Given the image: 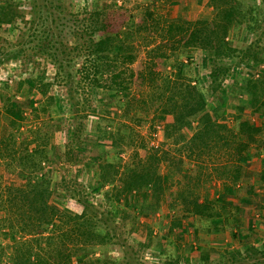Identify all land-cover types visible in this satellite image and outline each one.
Returning a JSON list of instances; mask_svg holds the SVG:
<instances>
[{"label": "trees", "instance_id": "16d2710c", "mask_svg": "<svg viewBox=\"0 0 264 264\" xmlns=\"http://www.w3.org/2000/svg\"><path fill=\"white\" fill-rule=\"evenodd\" d=\"M113 1L110 6H103L96 0V8H84L82 17L81 14L61 13L55 0L33 1L37 13L31 22L34 24L38 20L40 26L33 34V40L29 39L27 42L31 49H35L50 61L56 72L51 80L44 70L40 72L41 76L27 74L28 90L24 92V99L21 101L12 93L2 98V113L8 118V124H5L4 132L0 128V159L4 161L7 170H19L26 177L25 183L3 185L2 188L0 182V227L7 226L13 234L18 231L34 234L32 239L24 242L20 246L22 248L12 254L13 262L10 264H54L45 257L44 253L48 252H43L42 241L45 238L42 233L44 230L59 227L57 217H67L66 221L70 226L66 233H62V237L66 242L68 239L76 242L80 246L77 249L79 252L89 246L106 245L116 238H121L117 232L120 230L118 222L115 225L105 223L106 218L94 210L93 206L85 203L89 202L88 199H78L80 192L66 186L65 178L62 177L60 185L55 186L54 176L48 173L50 170H45L46 166L55 161L52 158L57 157V152L53 150L50 142V131L56 130L55 124H50L47 130L43 127L29 128V133L22 130L24 121L29 118L25 108L31 106L30 113L36 119L41 118V114L45 117L52 116L60 110L59 99L50 91L56 82L68 86L73 98L78 89L92 91L96 88L119 93L120 99H126L127 103L132 102L130 85L143 86L147 83L150 85L148 90L142 94V98H136L142 104L143 110L165 114L166 138L173 144L188 148L190 161L193 159L196 164L200 163L201 167H209L212 171L207 175L220 180L226 193L239 194L233 187L244 178L246 166L255 157L251 152L253 146L259 154H264V126L256 125L245 118L249 110L264 116V71L261 77L254 78L248 76V72L243 69L244 66L254 68L264 64V43L261 45L259 34L246 48L240 49L228 38L230 31L235 27H243L246 38L256 36L257 31L264 27L260 10L254 5L257 0H251L249 5L241 0H210L209 6L213 9V16L199 18L194 22L188 19L167 20V25L164 26H160L159 21L157 26L149 25L145 18L135 21L133 16H128L124 8L117 6L116 0ZM19 7L20 4L16 0H0V29L18 19L26 26L30 23ZM148 17L153 19V12L149 11ZM58 18L61 19L60 23H57ZM67 18L75 25L64 24ZM47 19L51 20L50 24L46 23ZM33 27L32 25L31 28ZM151 30L161 37V42L156 46L151 43L146 45V61L141 65L142 69H136L134 64L138 54L134 41L136 37ZM65 38H72L73 43L70 44V39L65 41ZM190 47L200 48L204 52L194 64L195 69L206 70L202 78L187 76L186 71L191 60H175L174 71L169 75L157 72L159 65L166 68L171 55ZM231 56H240L232 68L220 62ZM249 59L252 61L249 62ZM233 71L239 76L223 86L227 75ZM35 81L37 93L32 89V83ZM200 83L205 86V90L201 88ZM9 85L8 82L5 83L6 88H10ZM32 96H36L37 105L32 102ZM209 97L218 99V104L211 109L208 106ZM76 104L79 105L75 108L77 112L83 110L82 103L76 101L75 106ZM126 127L129 128L128 125ZM184 129H191L193 133L188 136ZM70 132L78 149L69 147L66 157L69 161L79 163L88 154L87 149L81 148L84 132L82 122ZM92 132L94 133L90 138L95 142L110 143L116 154L123 151L126 138L115 135L107 129V125L101 128L99 124H95ZM130 135L133 136V131L128 137ZM178 150L182 151L181 148ZM152 157L156 160H149L150 163L147 164L128 165L122 171L117 162H102L99 164L96 183L92 188L97 191L98 187L112 184V189L102 192L107 203L112 199L118 200L126 192H129L127 200L131 199L129 195L133 192H150L152 198H157L151 210L159 209L160 196L164 192L163 175L156 163L159 158L154 154ZM180 158L182 161L183 158ZM260 177L264 179V170ZM253 186L250 185L252 191ZM61 188L69 193L70 198L78 199L83 208L80 213L71 215L59 209V203L55 199L59 196L57 190L60 191ZM176 200L183 204L188 213L174 219L172 224V230L175 229L181 238L185 232L182 220L184 217L195 219L198 216L202 220H208L209 232L222 230L221 227L228 219L224 222L218 219L238 214L244 204L243 199L238 196L234 199L232 210L222 206L224 211H227H220L216 207V201L207 196L201 197L194 188L179 192ZM117 210L124 209L118 206L115 211ZM49 225H52V228H49ZM111 226L113 230H109ZM197 232L196 227L195 233ZM237 237L241 238L242 234L238 233ZM49 239L52 238H46L47 242ZM35 245H38V249ZM62 247L67 248L66 245ZM4 248L0 242V264L3 263L2 257L5 255ZM149 248V243L144 242L140 243L138 250H132L131 256L126 254L117 260L100 256L78 262L144 264L139 261V251H149ZM161 264H264V239L259 244L247 242L238 247L229 244L221 249H188L185 255L175 254L166 263Z\"/></svg>", "mask_w": 264, "mask_h": 264}, {"label": "rangeland", "instance_id": "374dc122", "mask_svg": "<svg viewBox=\"0 0 264 264\" xmlns=\"http://www.w3.org/2000/svg\"><path fill=\"white\" fill-rule=\"evenodd\" d=\"M16 1L20 4L19 8L22 13L26 15V20L30 23L26 26L22 20L18 19L13 24L5 25L0 29V128L2 132L5 131V124H8V118L2 113L4 111L2 109V98H6L9 93H12L16 95V99L20 96L19 100L21 101L24 99V92L28 90L26 84L27 74L33 73L36 76H41L39 74L44 70L51 80L56 72L50 61L44 55L37 53L35 49H31L30 44L27 42L29 39L33 40V34L40 26L38 20L34 24L31 22L36 16L35 13H37V8L33 6L34 0ZM35 1L40 2V0ZM98 1L103 6H110L114 2L113 0ZM241 1L246 5L252 2L251 0ZM116 2L117 6L124 8L128 16H133L135 21L145 18L146 23L154 26H157L158 21L160 26H164L167 25V20L180 21L188 19L194 22L199 18L211 17L214 14L213 9L209 6L210 0H116ZM55 4L60 6L58 10L63 14H81V17L84 8L89 10L96 8V0H55ZM254 5L259 8L260 17L264 19V0H257ZM149 11L153 12L154 20L148 17ZM68 18L66 21L63 20L64 24L75 25ZM60 20L57 23H60ZM50 21V19H47L46 23L50 24ZM32 25L33 28H31ZM259 34H261L262 45L264 43V27L257 31L256 36L250 38H246L243 27H235L230 31L228 38L235 46L244 49ZM136 38L134 45L136 46L138 58L134 67L142 69L141 65L144 64L148 56L146 45L151 43L156 46L161 42V37L151 30ZM68 39L65 38L64 40L67 41ZM69 42L72 44L73 39L71 38ZM203 53L202 49L196 47L179 50L175 55H171L166 68L159 65L157 72L169 75L174 71L173 62L175 60L185 62L191 60L186 71L187 76L202 78L206 70L203 68L195 69L194 64ZM239 59L240 56H231L220 62L232 68ZM251 61L249 59V62ZM233 72L227 75L223 86L237 79L239 75L235 72V75H233ZM6 82L10 84V88L5 87ZM36 84L37 81L32 83V89L33 92L36 91L37 93ZM200 86L205 90L203 84L200 83ZM148 87L150 85L148 86L147 83L143 86L130 85L132 102L127 103L126 99H120L119 93L106 92L104 89L98 90L96 88L92 91L78 89L73 98L68 86L56 82L50 91L59 99L60 110L58 112L47 117L41 114V118L36 119L30 113L31 106L25 108L28 112L26 116H29V118L24 121L23 131L28 132L29 128L37 127H43L47 130L50 124H55L56 130L50 131V142L53 150L57 152L55 154L57 157L55 159L53 157L52 160L55 161L46 166L45 169L50 170L48 173L54 176L53 183L55 186L56 184L60 185L62 177L65 178L66 186L80 192L78 199H88L89 202L85 201V203L93 206L94 210L103 215L106 218V221L103 219L105 223L115 225L118 222L117 224L120 226V230H117L120 239L116 238V240L106 245L89 246L79 252L77 249L80 246L76 242L74 243L69 239L66 242L65 238L62 237V233H66L70 226L66 221L67 217H57L56 222L59 227H53V230H44L42 233V237L45 238L42 241L43 252H48L44 253L45 257L54 264H80L79 260L94 259L100 256L117 260L123 258L126 254L131 256L132 250H138L140 243L144 242H148L150 248L149 251H139L140 263L161 264L166 263L175 254L182 253V255H185V251L188 249L192 250L198 247L221 249L226 248L229 244L232 247H238L247 242L259 244L264 239V179L260 177L264 170V154H259L253 146L251 152L254 153L255 157L246 166L244 178L233 187L236 191L238 190L239 194L224 192L222 182L207 175L212 171L209 167H201L200 163L196 164L193 159L190 161L188 158L190 150L188 148L184 145L173 144L172 141L166 138L164 132L167 122L166 115L161 112L154 113L151 110H143L142 104L137 99L142 98V94L148 90ZM35 97L32 96V102L37 105L38 101ZM76 101L82 103L83 110L79 112L75 110L79 106L77 104L75 106ZM217 104L218 99L208 98L210 109ZM245 118L256 125L264 126V116L252 110L245 114ZM229 121L232 123L231 120ZM81 122L84 129L81 148L87 149L88 154L78 163L67 160L66 153L69 147H73L75 150L78 149L70 136V131L75 129ZM95 124H99L101 128L107 125V129L114 132L115 135L126 138L123 151L116 154V150L111 147L110 143L95 142L94 139L90 138L94 133L92 127ZM124 124L131 128H127ZM131 131H133V136L128 137ZM184 132L188 136L193 133L191 129H184ZM154 133L157 134L154 135ZM86 137L88 138L85 139ZM154 140L159 141L158 146L152 144ZM180 148L182 149L181 152L178 150ZM153 154L159 158L156 163L163 175L164 192L160 196L159 209L151 210L157 198H152L150 192H133L129 195L131 196L130 200H127L126 196L129 192H126L118 200L112 199V203H107L102 192L110 190L114 186L106 184L104 187H98L97 191L92 188L96 183L99 164L102 162H117L122 171L128 165L147 164L150 163L149 160L153 162L156 160L155 157H152ZM180 156L183 158V162ZM23 174L19 170H7L4 161L0 159L1 188L3 185L25 183L26 175ZM250 185H254L253 191L250 190ZM193 188L201 197L207 196L216 201V207L220 211H224L222 206H227L232 210L234 199L240 196L244 202L241 206V212L230 215L228 218L218 219L221 222H224L225 219H228V221L224 222L225 225L221 227L222 230L212 232L208 231L210 223L208 220H202L198 216L195 219L184 217L182 220L184 221L185 232L184 237L181 238L175 229L172 230V224L174 219L188 213L183 204H179L176 198H178L179 192ZM57 191L59 196L55 200L59 203V209L62 212L73 215L83 210L78 199L70 198L69 193L64 188ZM118 206L125 211H118L120 209L115 211ZM1 216L2 212H0V218ZM111 227L109 230H113V226ZM196 227L198 229L197 234L195 233ZM49 228H52V225H49ZM238 233L242 234L241 238L237 237ZM33 236L34 234L23 231L13 234L7 226L0 227V242L5 247L2 264L12 263V254L22 248L20 246L32 239ZM49 237L52 239L47 242L46 238ZM124 240H126L125 244ZM63 245H66L67 248L62 247ZM35 247L38 249V245H35Z\"/></svg>", "mask_w": 264, "mask_h": 264}, {"label": "built area", "instance_id": "2783aa9c", "mask_svg": "<svg viewBox=\"0 0 264 264\" xmlns=\"http://www.w3.org/2000/svg\"><path fill=\"white\" fill-rule=\"evenodd\" d=\"M243 69L246 70L248 72V74H251L252 77L259 78L263 74L264 64L259 66V67H254V68H250L248 66H244ZM156 134L157 133H154V135H156ZM158 142H159L158 140H154V141H152V144L158 146L159 145Z\"/></svg>", "mask_w": 264, "mask_h": 264}, {"label": "crops", "instance_id": "0c3cea01", "mask_svg": "<svg viewBox=\"0 0 264 264\" xmlns=\"http://www.w3.org/2000/svg\"><path fill=\"white\" fill-rule=\"evenodd\" d=\"M18 99H20V96H18Z\"/></svg>", "mask_w": 264, "mask_h": 264}]
</instances>
